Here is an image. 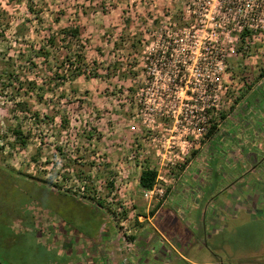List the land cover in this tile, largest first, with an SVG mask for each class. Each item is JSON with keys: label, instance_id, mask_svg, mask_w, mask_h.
I'll return each instance as SVG.
<instances>
[{"label": "rangeland", "instance_id": "rangeland-1", "mask_svg": "<svg viewBox=\"0 0 264 264\" xmlns=\"http://www.w3.org/2000/svg\"><path fill=\"white\" fill-rule=\"evenodd\" d=\"M187 1L0 0V264H179L156 255L172 254L170 243L194 262L264 264V162L251 160L264 155V121L249 114L239 115L240 123L227 120L234 129L221 130L230 137L222 134L199 153L217 155L204 171L193 164L188 189L165 201L166 194L142 197V169L160 168L169 180L181 168L153 159L147 127L157 115L140 114L136 91L149 87L146 63L156 56L148 53L167 35L177 47L206 36L182 34L180 41L174 33L193 21L183 12ZM77 25L79 37L66 32ZM247 39L228 60L229 94L256 84L233 60L247 59L256 74L264 70V33ZM75 54L85 59L79 75ZM69 58L73 64L63 65ZM21 102L24 111L15 106ZM248 103L255 117L264 110L257 99ZM234 153L245 159H229ZM76 169L91 177L95 195ZM158 203L153 232L143 217ZM142 227L155 235L153 250L139 242Z\"/></svg>", "mask_w": 264, "mask_h": 264}, {"label": "built area", "instance_id": "built-area-1", "mask_svg": "<svg viewBox=\"0 0 264 264\" xmlns=\"http://www.w3.org/2000/svg\"><path fill=\"white\" fill-rule=\"evenodd\" d=\"M184 15L192 23L177 27L176 35L192 38L198 32L206 36L203 40L191 41L189 45L177 47L167 35L165 44L148 54L156 56L149 61L145 84L149 87L136 91L141 104L140 114H156L153 124L147 127L152 146L153 159L167 169L181 167L216 118H219L222 99L228 93L225 81L230 75L228 60L236 55V44L244 37L247 41L254 34L264 33V0H188ZM173 33V31H171ZM187 41V40H186ZM193 44V45H192ZM150 57H147L149 59ZM152 64V65H151ZM154 88L155 92H149ZM154 100L149 107V101ZM152 112V113H151ZM170 122H166V120ZM144 122V121H143ZM150 154L145 151V155ZM143 157L142 154L139 155ZM147 158V157H145ZM163 168V167H162ZM157 172L156 182L151 188L141 189L145 200H160L167 190L168 180Z\"/></svg>", "mask_w": 264, "mask_h": 264}, {"label": "crops", "instance_id": "crops-1", "mask_svg": "<svg viewBox=\"0 0 264 264\" xmlns=\"http://www.w3.org/2000/svg\"><path fill=\"white\" fill-rule=\"evenodd\" d=\"M234 61L236 63L232 64V62L234 63ZM232 62H231L232 66H236V65L240 66V67L242 66L241 68H244L245 70H249V72H253V75L255 76V78H253V81H255L256 84L254 87H250L249 89H242L239 92H232V94L231 93L227 94V96L225 97V100L223 101V104H222V107L220 110L219 118H216L214 120L212 125L207 130V132H206L207 134H205L204 137L201 139L199 146L191 152L190 156L187 157L185 163L181 166L179 173L175 176L176 179H173V183L169 187V189L166 193V198L164 199V201L168 198V196L171 193L178 192V190L181 188V186L184 185V181H185L186 177H190L191 179H193L196 176V173H193V171L191 170L192 166L195 162H198L195 166L199 169V171H204L203 169H207L209 167L206 164V162H208L209 160H213L214 156L217 154L215 153L212 155H206V153H205L204 155L200 156L201 154H199V153L200 152H207L208 153L210 147L212 146V142L215 139H217L219 136H221L222 134L223 135L226 134V136L224 135L225 138L230 137L229 133H225L224 130H221L222 126H225V129H229L230 132L234 129V127H235V126H233L234 123L233 122L232 123L231 122L226 123L227 120H232V121H235V123H240V121L242 122V120L239 118V115H241V114L248 115L249 114L252 119L256 118L262 122L264 121V110H262V112H260V114L257 117H255V115L250 111L248 106H246L249 104L248 102L251 101L254 103L256 99H257V103L264 105V100H262L263 99L262 93H264V92H261V87L262 86L264 87V70L262 69V70H260L259 74H256L254 72V69L253 70L250 69L251 67H250V65H248L249 61H247V59H244L243 61H241L240 59H237V61L233 60ZM250 62H252V61H250ZM240 86H241V84H240ZM234 88H236V87H234ZM257 91L259 92L260 98L254 97V93H256ZM244 104H246V105H244ZM244 110H246L247 113H242V112H244ZM252 123H253L252 121H250V122L244 121V125L246 126V128H248V127L251 128V126H253V125H251ZM231 155L232 156H228L229 159H231V157L234 159H237L238 157H240L243 160L245 159V157L243 155H241L240 153H234ZM224 159H225V157L219 161L221 162ZM260 159L263 160V162H264L263 153L260 155L254 156V158L251 157V160H253L254 163H256ZM245 161H250V160H245ZM256 167H257V164L252 166L251 171H256ZM188 187H190V186L188 184H185L184 190L188 189ZM162 204L163 203H160L159 205L156 204L155 209H153V213L152 214L150 213L148 216L143 217V220H145L144 222L148 223V225L150 226L149 228L153 232H156V229H155V226L153 223V219L157 215L158 210ZM144 228L145 227H142L140 229V232H142V234L143 233L146 234V236H145L146 239H145V237L143 238V235H142L139 238V242L144 241L146 243V246H145L146 250H148V249L153 250L154 248L151 247L150 244H151V240L153 239V237H155V235H153L154 234L153 232L148 231ZM170 245L171 246H169V248L171 249L172 254L167 256V253H164V254H158L157 253L156 255H158L159 257L165 256V257H170V258H171V255H173L174 257H177V258H179V260H181L179 262V264H185V263H187V264H213L212 262L202 263V262L191 261L186 255H184L182 252H180L179 249L176 248L172 243H170ZM113 254L116 255V253L110 251V257L111 258H113V256H114Z\"/></svg>", "mask_w": 264, "mask_h": 264}, {"label": "trees", "instance_id": "trees-1", "mask_svg": "<svg viewBox=\"0 0 264 264\" xmlns=\"http://www.w3.org/2000/svg\"><path fill=\"white\" fill-rule=\"evenodd\" d=\"M69 31V34H71V36L73 37H79L81 35V29L79 27V25L71 28V30L67 29L66 32ZM241 41H244V37H241ZM76 55V54H75ZM71 58L69 59H65L64 61H62V64L65 65V62H69L70 64H73L71 61ZM76 70H77V74H81V72H83L82 68L85 66V59L84 56L82 54H77L76 55ZM9 76V75H8ZM63 78V77H62ZM15 106L17 108H19L20 111H24L26 110V103L25 102H21V103H16ZM64 123L66 124L67 121L65 119H63ZM13 133L15 134V138H17V140H19L21 145H25V139L22 136V132L20 131L19 128L14 129ZM14 144H12L13 146ZM82 158V157H80ZM78 159H76L75 162H77ZM81 165V164H80ZM75 174H76V178L81 181L84 182V189L86 190V192L88 193H92L93 195H95V186L91 184H88L86 182H91V177L89 175H86V171L83 169H76L75 170ZM156 178H157V172L155 169H151V168H144L141 170L139 178H138V183L141 189L143 188H151L154 183L156 182ZM55 192V191H54ZM59 193V192H56ZM91 199H93V201H95V197L91 196ZM97 203L101 204V201L99 199H97ZM159 204V203H158ZM151 214L153 213V209L150 212Z\"/></svg>", "mask_w": 264, "mask_h": 264}]
</instances>
